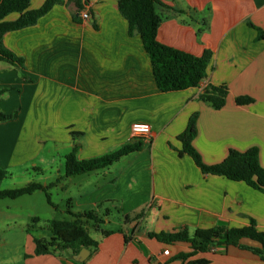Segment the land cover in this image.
Masks as SVG:
<instances>
[{
  "label": "crops",
  "instance_id": "crops-1",
  "mask_svg": "<svg viewBox=\"0 0 264 264\" xmlns=\"http://www.w3.org/2000/svg\"><path fill=\"white\" fill-rule=\"evenodd\" d=\"M44 1L31 0L29 9ZM81 3L78 10L75 1L62 0L34 24L2 35L3 46L22 65L0 60V111H16L0 121V166L8 173L0 189L14 188L3 186L17 178L24 185H47L60 177L57 187L65 193L77 177V203L105 214L113 232L96 231L98 245L87 252L81 247L35 255L32 238L44 235L29 230L17 213L9 214L19 224L13 238L18 242L11 256L0 253V264H264L250 250L215 242L204 251L197 245L184 259L178 255L194 250L190 242L167 244L151 235L186 230L200 241L213 228L252 222L264 232V193L243 181L203 173L190 156L178 153L177 138L197 113L192 144L206 164L222 161L230 149L255 146L264 169V39L249 24L264 30V0H158L160 42L195 55L212 52L197 86L167 92L158 89L141 37L129 34L118 0ZM85 11L88 19L82 17ZM18 16L13 12L4 20ZM220 84L228 95L215 109L200 95L207 85ZM238 95L254 102L238 105ZM134 122L149 123V137H134ZM137 140L138 151L107 167L63 176L64 156L75 145L76 157L88 159ZM84 184L90 188L84 190ZM240 242L257 245L246 238Z\"/></svg>",
  "mask_w": 264,
  "mask_h": 264
},
{
  "label": "trees",
  "instance_id": "trees-1",
  "mask_svg": "<svg viewBox=\"0 0 264 264\" xmlns=\"http://www.w3.org/2000/svg\"><path fill=\"white\" fill-rule=\"evenodd\" d=\"M30 1L0 0V60L15 66H21L22 59L3 46L1 41L2 35L7 31L17 30L34 24L40 16L47 13L54 4L62 0H45L37 9H29ZM73 1L77 4L79 10L82 7L81 0ZM157 2L158 0H118V9L127 20L129 34L137 32L140 35L143 46L149 55L152 72L158 89L167 92L195 87L206 76L212 52L206 49L200 55H195L160 42L157 38L160 23L159 15L155 10V4ZM13 12L19 13V16L15 20H4L7 15ZM249 24L257 30L259 38L264 39V30L253 26L251 23ZM227 95L228 87L225 84L207 85L200 95V98L215 109H219L225 105ZM234 100L238 105L254 102V98L249 95H238ZM15 115L16 111L13 114H5L0 111V121L8 120ZM196 118L197 113H193L189 117L184 131L177 136L181 142V149L178 153L180 155L187 154L190 156L195 165L205 174L220 175L230 180L243 181L250 187L264 193V169L259 163L258 148L253 146L245 151L230 149L222 161L215 164H206L192 144V140L197 132ZM71 134L74 136L81 135V132H72ZM141 145V140H137L110 153L88 159H78L76 157L78 147L75 145L64 156L63 176L79 175L107 167L122 156L138 151ZM7 174L5 169L0 168V179H3ZM53 184L54 182H50L47 185L39 182H29L21 187L0 189V199H16L35 191H42L45 194L47 203L51 207L56 208L49 194V190ZM67 212L74 217V220L52 219L49 222L52 232L49 240L43 237L38 238L33 236V253L35 255L52 253V248L57 246V242L60 243L59 249L69 248L74 251L81 247H97L98 241L91 236L88 228L82 223L81 219L85 218L95 223H104V217L106 215H98L97 212L91 210L88 212H75L68 209ZM37 220V217L33 218L34 222ZM96 230L106 235L113 232L112 230H100V228ZM151 235L167 244L176 241L190 242L194 250L178 255L184 259L195 253L197 245H199L200 250L204 251L208 245L215 242L250 250L264 260V232L258 231L253 222L249 226L240 228H213L204 234L203 240L200 241L195 236H191L186 230L179 232H159L152 233ZM243 238L250 239L256 242L257 245L249 246L242 244L240 240Z\"/></svg>",
  "mask_w": 264,
  "mask_h": 264
},
{
  "label": "rangeland",
  "instance_id": "rangeland-1",
  "mask_svg": "<svg viewBox=\"0 0 264 264\" xmlns=\"http://www.w3.org/2000/svg\"><path fill=\"white\" fill-rule=\"evenodd\" d=\"M0 168H2L0 166ZM3 169V168H2ZM56 178L53 182L52 188L49 190V194L51 197L52 202L55 204L56 208L51 207L45 198V194L42 191H35L31 194L23 195L15 200H10L9 198H3V201L0 203V210L2 213L5 212L4 215H0V253L4 254L6 257L11 256L13 253H11L14 250V246L17 244V240H14L13 238L17 239V237H14L19 235V224L16 225L13 223V214H18L20 216L19 218H25L26 221L29 223V230H32L33 232L37 234L44 235L43 238L46 240H49L52 236V232L50 230V224L49 222L52 219H58V220H74V217L68 214L67 210L70 209L75 212H82V211H90L91 206H81L77 203V197L79 196L78 190L80 189L77 183H79V180L77 177H72L70 181L66 184L68 186V191L65 193L61 190H58V183L61 180L60 177H54ZM38 179V178H37ZM40 179V178H39ZM37 181H41V180ZM14 182L15 184H5L6 186L3 187H20L21 185H24L23 182H19L20 178H17ZM8 182V181H7ZM6 182V183H7ZM85 189H89L86 184L82 187ZM81 188V189H82ZM72 198V201L68 200V198ZM8 206V208H6ZM82 210V211H79ZM93 211V210H91ZM102 211V210H101ZM103 212V211H102ZM11 214V216H9ZM111 217L117 218V213L115 210H112ZM11 217V218H10ZM38 217V222H34L33 218ZM10 218V219H8ZM2 219H5V221H2ZM105 219V217H104ZM82 223L86 225L88 228L91 236H93L96 233V229L100 228V230H107V228L111 227L112 225H106V223H95L90 219L82 218ZM8 224V225H7ZM7 225V226H6ZM35 234V235H36ZM6 239V244H1V240L3 238ZM13 241V242H12ZM10 244V245H8ZM59 244L56 243L57 246H54L52 250L59 249Z\"/></svg>",
  "mask_w": 264,
  "mask_h": 264
},
{
  "label": "built area",
  "instance_id": "built-area-1",
  "mask_svg": "<svg viewBox=\"0 0 264 264\" xmlns=\"http://www.w3.org/2000/svg\"><path fill=\"white\" fill-rule=\"evenodd\" d=\"M82 17L84 19H88L89 13L87 11L83 12ZM150 131H151V127L147 122H134L131 125V132L133 136L139 139L149 137ZM162 254L164 256H167L169 254V250L168 249L163 250Z\"/></svg>",
  "mask_w": 264,
  "mask_h": 264
},
{
  "label": "water",
  "instance_id": "water-1",
  "mask_svg": "<svg viewBox=\"0 0 264 264\" xmlns=\"http://www.w3.org/2000/svg\"><path fill=\"white\" fill-rule=\"evenodd\" d=\"M83 250L87 252V247H83Z\"/></svg>",
  "mask_w": 264,
  "mask_h": 264
}]
</instances>
